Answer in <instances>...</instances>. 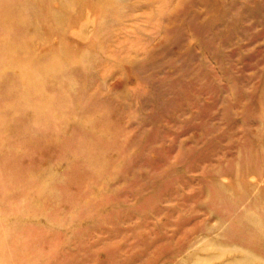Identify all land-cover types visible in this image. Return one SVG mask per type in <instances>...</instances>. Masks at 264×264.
Segmentation results:
<instances>
[{
    "label": "rangeland",
    "instance_id": "374dc122",
    "mask_svg": "<svg viewBox=\"0 0 264 264\" xmlns=\"http://www.w3.org/2000/svg\"><path fill=\"white\" fill-rule=\"evenodd\" d=\"M0 264H264V0H0Z\"/></svg>",
    "mask_w": 264,
    "mask_h": 264
}]
</instances>
